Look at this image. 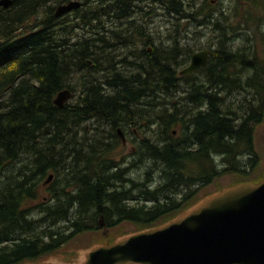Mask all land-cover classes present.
Returning a JSON list of instances; mask_svg holds the SVG:
<instances>
[{"label":"trees","instance_id":"obj_1","mask_svg":"<svg viewBox=\"0 0 264 264\" xmlns=\"http://www.w3.org/2000/svg\"><path fill=\"white\" fill-rule=\"evenodd\" d=\"M11 1L7 8L0 6V264H19L53 252L78 234L100 228L101 215L109 226L124 221L140 229L153 226L187 203L191 195L183 196L185 185L195 182L201 188L221 174L244 173L239 162L246 154V161L256 164L253 138L264 116V60L254 47L261 19L253 17L249 7L260 9L259 0H244L248 8L243 19L231 24V35L244 26L248 34L241 40L245 39L243 52L248 53L242 54L232 40L228 39L230 46L222 40L230 54L218 46L210 55L215 63L206 66L213 75L212 92L208 86L191 85L187 99L200 104L185 113L170 101L166 109L161 104L169 89H176V67L189 62L193 52L185 47L181 58L179 47L157 50L154 46L150 52V40L144 38L146 19L141 20L152 12L144 11L142 3L164 5L178 22L197 18V0H82L74 18L72 12L55 15L57 5L71 0ZM206 21L211 23V17ZM218 26L222 31L214 22ZM122 48H128L123 61L104 54ZM136 55L146 62L127 60ZM103 58L110 62L108 67ZM120 65L126 74L118 71ZM231 69L237 73L229 79L224 74L235 73ZM242 70L255 73L245 78L246 85L240 84ZM87 71L103 72L102 79ZM247 87L253 90L249 104H226L218 92H235L236 97ZM65 88L72 90L73 98L59 107L54 101ZM161 93L163 99L156 106L141 105ZM97 122L105 128H97ZM132 122H147L142 129L152 131L144 140L146 155L167 189L152 193L145 185L135 187L123 174L124 156L114 155L122 144L118 128ZM175 129L181 132L173 134ZM219 155L217 164L214 157ZM10 166L15 171L4 183L2 173ZM182 169L187 173L179 172ZM51 171L52 198L36 203L41 181ZM128 184L133 188L127 189ZM134 189L140 194H133ZM145 197L155 198L154 202H140ZM31 210L39 212L33 217L38 227L46 225L45 230L27 219Z\"/></svg>","mask_w":264,"mask_h":264},{"label":"rangeland","instance_id":"obj_2","mask_svg":"<svg viewBox=\"0 0 264 264\" xmlns=\"http://www.w3.org/2000/svg\"><path fill=\"white\" fill-rule=\"evenodd\" d=\"M244 3H245L244 0H197V2L195 3V9L196 10L198 9L196 13L197 18H195V20L180 19L178 20V22L176 21L175 16H172L173 14H171L169 11L166 10V7L164 5H161L159 3H153V4L152 3L149 4L145 2L142 3V9L144 11L152 12L148 16L145 13L146 16L143 17V19L141 20L143 21L146 19V23L143 25V27H146L148 33L144 38L150 40V43L147 45V48L150 52L152 51V48L154 46L157 48V50H171L174 47H179V53L181 55L179 54L177 57L181 58L182 54L185 51V47L187 48L190 47L192 52L208 50V57L205 61L206 65L204 66L201 65L202 68L198 69V71H196L195 74L183 75L182 78L180 77V74H179L180 70H182L183 68L189 65L191 57H190L189 62H186L187 64L185 63V64H182L176 67V72H177L176 74L179 77V80L178 82L174 84V86H176V89L175 90L174 88L172 90L169 89L168 91L169 93L167 92L165 94V99L163 100L164 104H161L162 109L168 108L169 105L167 102L170 101L171 103L177 105V107H179L183 113L187 111L189 112L192 109L195 110L196 108L194 105H197V104L199 105L200 102L198 101L196 104L195 102L190 103V100L187 99V93L189 92L188 90L191 85L200 84L203 89H205V87L208 86L207 88L209 89L208 92L209 93L212 92L211 90L212 84H209V81H212L211 79L213 75L211 76L209 75L208 73L209 70L207 69L208 68L207 65L215 63L214 62L215 60H213L214 58L211 61V58H212L210 57L211 51L217 48L215 50V52H217L219 50L218 46H223V48L225 49L224 44L222 43V40L226 42L225 44L227 46H230L229 45L230 42H228V39L232 40L231 42L235 43V47H238L241 50L240 52H243V49L247 48L245 39L241 40L242 37L244 36L246 37V35L248 34L246 30L243 29L244 26L242 27V24L240 26L241 28H235L236 33L234 35H231L233 34L232 31L234 29L231 24H235L238 21V19L242 20L243 19L242 15L246 13L248 6L245 5ZM259 3L261 4L260 9H256V8L254 9V8L249 7V10L252 12L251 14L253 17L257 16L259 17V19H261V21L259 22V29L256 30L258 37L256 36H255L256 38L254 37V40H255L254 47L256 51L258 49L257 53L261 55L262 59L264 60V41L261 35V34L264 35V1L262 0V3H261V0H259ZM71 17L74 18L73 12H72ZM210 17H211V23H208L206 20L209 19ZM214 22H218V24L222 27V31H220L221 29H218L219 26L214 27ZM250 27L251 29H249V32L251 33V39H252L254 27L252 25H250ZM83 31H84L83 28L78 30V32H83ZM78 32H77V35H78ZM78 36H81V34H79ZM140 47L142 48L143 45H140ZM127 49L122 48L116 51H110V52L106 51L104 54L115 56L117 57L119 61H123V59H125V57L127 56V55H124L125 52L128 51ZM225 51L230 54L228 50L225 49ZM247 53L243 52L242 54H247ZM127 60H131V61L138 62V63L146 62V59L142 55H136L135 57H128ZM260 60H259V66L261 67L260 69H262L263 64L261 62L262 60L261 61ZM101 61L103 65H106V67H108L110 64V62L107 63L106 59L104 58ZM118 67H119L118 71L126 74L125 69H123L124 67L123 65H120ZM240 68L241 66L239 65L235 69L238 70ZM235 69H231V72H235ZM137 72H139L138 69L136 73ZM102 73L103 72L96 71V72L89 73V76L91 77L95 76L97 78L102 79L101 78ZM236 73L237 72L230 73L227 71L225 72L224 75H226L229 79H231L232 75H235ZM238 74L241 79L240 84L246 85L245 78H249L251 76L253 77L255 73L252 70H248V71L242 70V72ZM258 76L259 78L262 77L259 74ZM238 84L239 83H236L237 86ZM218 92H219V96L224 95L225 100L227 102L226 104H230L232 102L233 105L237 106L238 104H245V103L249 104L253 90L247 87L246 90H241L239 94H234V95H237L236 97H233V93L235 92H233L232 94L231 93L228 94L227 92H224V91L223 92L218 91ZM204 94H206V90L203 91V95ZM162 99H163V96L161 93V95L158 97H153L152 99H145L144 101H141V105L143 107L148 106V108H150L154 105L156 106V104L160 102ZM243 101H245V103ZM230 108H233V107H228V109ZM96 127L101 128V129L105 128L104 125L98 122L96 123ZM144 128L146 129V127ZM174 132H176V129ZM180 132L181 131L177 132V134H179ZM128 133H129L130 141H128V144L126 146H124L123 144H120V146L116 149L115 154H114L115 156L116 154H118V158H122L124 156L123 159H125V161L123 162L122 160V166H123V174L127 175L125 177L132 179L135 182V185H134L135 187L136 186L139 187V185L141 184L145 185L146 188L148 187V189L152 193L159 189H163V188L167 189V186L165 187L161 185L163 182L165 183V181H162L160 179L159 177L160 172L159 173L155 172L154 174V171L151 170L154 163H153V160L148 155H146V152L148 149L146 148L147 146H146V143H144V140H146L145 138H148V137L150 138L152 131H150V129L148 128V132L146 133L144 129H141L139 127V130L136 134H133V132L130 131L129 129H128ZM181 135L182 134L177 135V136L180 137ZM177 136L175 135L174 137L177 138ZM141 137L143 138V140L139 139ZM190 139L191 138H187V140H190ZM165 140H168V138ZM134 147H136L137 150L134 152L133 155H131L133 153V150L136 149ZM253 147L255 150V158L253 159L254 161H256L255 165H252L253 162L250 163L249 161L248 162L246 161L248 159L247 154L243 156L242 158L240 156H235L236 159H239V157L240 159H242V162H239V163H243V164H239V167L242 166L241 170H243L244 173H238V172L228 173L227 172V173L221 174L220 176L214 178L209 184H206L205 186H202L201 188L197 187V184H194L195 182L189 183V185H185L183 187L184 189H182L183 196L191 195L185 201L187 203H185L181 208L177 209L176 211L171 212L170 215L168 216L166 215L164 217L166 218L169 217L167 218V220L171 219V217H173L174 215H176L178 212L182 211L186 207L190 206L191 204H193L195 201H197L204 195L210 192H214L222 187H226L233 183L242 182V181L256 182V181L261 180L264 177V116H263L262 121L254 128ZM220 159H221L220 155L214 157V161L217 164H219L218 162H220ZM185 167H188V165L186 164L184 168ZM191 167L195 169L194 164ZM13 168L14 167L11 168V166L7 167L6 170L2 173L3 176L1 180L3 182L6 180L5 177L8 176V174H10L12 171H15ZM179 172H182L184 174L187 173V171L183 169L180 170ZM51 174H54V172L51 171L50 174H47L46 177L41 181L42 183L41 196L39 198L40 200L37 201L36 203L51 200L53 192L50 190V188L52 187V185H54L55 181L53 182L52 180L51 183L50 182L44 183L47 177L50 176ZM58 186H61V185H58ZM126 188L130 189V188H133V186L131 184H128ZM133 194L138 195L140 194V191L134 189ZM182 194L179 196H182ZM171 195L173 194L171 193ZM158 197L161 198V196L159 195ZM154 199L155 198H150L148 200V198L145 197L143 198V200H140V202L147 200L148 202L153 203ZM36 203H32V206H37ZM31 212L32 213H30L27 216V219L32 218L33 219L32 223L36 225L38 224V222L36 223V220H34L36 217H33V216L39 215V212H36L34 210H31ZM167 220L166 219L163 220L161 218L154 225L162 224L166 222ZM45 226L46 225H43V226L39 225L38 227L36 225L38 229L40 228L42 230L46 229ZM139 230L141 229L138 224L131 222V221H124L123 223L117 226H114L109 230L107 228H100V229L98 228L93 231H84L78 234L77 236H75L73 240L70 241V243L68 242L69 244L68 243L67 245L65 244L66 246L64 250H60L61 249L60 248L52 252L53 255L51 253H45L42 256L44 257L47 255H52V256L55 255L54 257L57 259L62 258L63 260H69L71 259V257L75 256L76 254L75 252H77V250L85 249L87 247H90V245L98 243V242H101V243L108 242V241L112 242L116 239V237L120 235L136 232ZM61 255L62 257H60ZM42 256H40L39 258H41Z\"/></svg>","mask_w":264,"mask_h":264},{"label":"water","instance_id":"obj_3","mask_svg":"<svg viewBox=\"0 0 264 264\" xmlns=\"http://www.w3.org/2000/svg\"><path fill=\"white\" fill-rule=\"evenodd\" d=\"M10 3L0 0L3 7ZM79 5L71 0L56 12ZM207 56L208 50L194 52L179 73L191 75ZM104 225L102 218L99 226ZM52 255L19 264H264V177L210 192L162 224L92 244L69 260Z\"/></svg>","mask_w":264,"mask_h":264},{"label":"flooded vegetation","instance_id":"obj_4","mask_svg":"<svg viewBox=\"0 0 264 264\" xmlns=\"http://www.w3.org/2000/svg\"><path fill=\"white\" fill-rule=\"evenodd\" d=\"M65 15H68V14H66V13H64L63 15H61L60 17H63V16H65ZM205 107V106H204ZM140 120V119H139ZM134 123L132 122V123H129V124H127L126 126L125 125H123V127H124V129H122V128H118V134H120L119 133V130L121 129V131H122V134L120 135L121 136V141H122V144L124 145V146H126L127 144H128V141H130L129 140V133H128V129L130 130V131H132L133 132V134H136L137 132H138V130H139V127L142 129V128H144L145 126H146V124H147V122H144V123H142L141 125L140 124H135V125H133ZM143 125V126H142ZM173 134H175V132L173 131L172 132ZM119 136V137H120ZM140 140H143V138L141 137V138H139ZM133 147V146H132ZM134 148H136V147H134ZM137 150V148L136 149H134L133 150V153L131 154V155H133L134 154V152ZM209 184V183H208ZM103 221H104V223H105V225L104 226H102V227H100V228H107L108 230L109 229H111L112 227H114V226H109L107 223H106V221H105V219H103ZM117 226V225H116ZM99 228V229H100ZM88 231H93V230H88ZM70 243V242H69ZM68 243V244H69ZM66 245H67V243H66ZM65 244H63L62 246H60L58 249H60V250H64L65 249V246H66ZM57 249V250H58ZM54 252V251H53ZM50 253H52V252H50ZM76 253V252H75Z\"/></svg>","mask_w":264,"mask_h":264},{"label":"bare ground","instance_id":"obj_5","mask_svg":"<svg viewBox=\"0 0 264 264\" xmlns=\"http://www.w3.org/2000/svg\"><path fill=\"white\" fill-rule=\"evenodd\" d=\"M77 1H79L80 2V5H79V7H81L82 6V0H77ZM11 3H12V1H11ZM10 3V4H11ZM10 4L7 6V7H9L10 6ZM59 5H57L56 6V9H55V15L57 16V17H60L61 15H63V14H57V12H56V10H57V7H58ZM3 7V6H2ZM6 6H4V8H7ZM79 7H77V8H79ZM77 8H75V9H77ZM75 9H73V10H71V11H69V12H66V14H69V13H71V12H73ZM205 49V48H204ZM210 52V51H209ZM194 53V52H193ZM192 53V54H193ZM191 55V54H190ZM192 56V55H191ZM190 63V62H189ZM205 64V63H204ZM203 64V65H204ZM202 65V66H203ZM201 66V67H202ZM201 67H199V69L201 68ZM196 71H198V69L197 70H195L192 74H194ZM180 72V71H179ZM180 74V73H179ZM181 76H183L184 74H180ZM66 93V98H59L58 99V96H60L61 95V93ZM71 98H73V92H72V90L71 89H69V88H65V89H63L62 91H60L58 94H57V96H56V98H55V104L57 105V106H59V107H62V106H64L65 104H66V102H68ZM58 99V100H57ZM57 100V101H56ZM65 101V102H64ZM64 102V103H63ZM71 102V101H70ZM119 136L122 134V131H121V129L119 130ZM177 133V132H176ZM120 139H121V136H120ZM119 153V152H118ZM50 176H51V178H50ZM47 179H46V181H45V183L47 182V183H49V182H51L52 181V179H53V174H51ZM104 219V215H101V217H100V219Z\"/></svg>","mask_w":264,"mask_h":264}]
</instances>
